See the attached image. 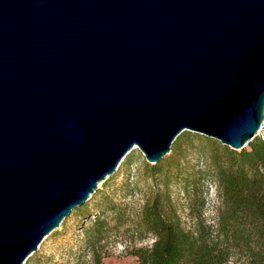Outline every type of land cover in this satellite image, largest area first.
I'll use <instances>...</instances> for the list:
<instances>
[{
  "label": "water",
  "instance_id": "obj_1",
  "mask_svg": "<svg viewBox=\"0 0 264 264\" xmlns=\"http://www.w3.org/2000/svg\"><path fill=\"white\" fill-rule=\"evenodd\" d=\"M264 117V0H0V264H23L136 145L240 150Z\"/></svg>",
  "mask_w": 264,
  "mask_h": 264
},
{
  "label": "trees",
  "instance_id": "obj_2",
  "mask_svg": "<svg viewBox=\"0 0 264 264\" xmlns=\"http://www.w3.org/2000/svg\"><path fill=\"white\" fill-rule=\"evenodd\" d=\"M144 167L151 195L135 215L114 198L101 200L83 227L77 263L102 264L107 243L120 241L130 243L126 252L135 264H264V139L256 135L235 150L184 130L168 155ZM205 180L214 182L220 198L210 222L201 214ZM173 187L187 198L191 227L183 223ZM149 236L151 243L138 244Z\"/></svg>",
  "mask_w": 264,
  "mask_h": 264
},
{
  "label": "rangeland",
  "instance_id": "obj_3",
  "mask_svg": "<svg viewBox=\"0 0 264 264\" xmlns=\"http://www.w3.org/2000/svg\"><path fill=\"white\" fill-rule=\"evenodd\" d=\"M262 125L264 126V117ZM145 163L148 162L143 153L138 147L133 146L124 156L116 171L99 182L96 191L84 202V205L74 208L59 227L41 241L39 247L27 257V262L24 261L23 264H79L75 261L79 250V238L83 236L84 228L90 225L95 217L101 200L107 197L114 198L119 203L126 205L128 210L135 215L145 199L151 195L154 188L144 167ZM177 189V187H173V199L180 208L184 225L191 227L194 218L187 210V198ZM202 190L204 206L201 209V214L206 221L210 222L215 216L220 198L217 188L211 180L203 182ZM151 242L152 237L149 236L138 244L146 245ZM129 244V242L120 241L108 242L105 247L108 254L103 258L102 264H135L136 258L126 252V245ZM85 258L88 259L89 255H86Z\"/></svg>",
  "mask_w": 264,
  "mask_h": 264
},
{
  "label": "built area",
  "instance_id": "obj_4",
  "mask_svg": "<svg viewBox=\"0 0 264 264\" xmlns=\"http://www.w3.org/2000/svg\"><path fill=\"white\" fill-rule=\"evenodd\" d=\"M258 135L264 139V126L261 124L260 129L258 130Z\"/></svg>",
  "mask_w": 264,
  "mask_h": 264
},
{
  "label": "bare ground",
  "instance_id": "obj_5",
  "mask_svg": "<svg viewBox=\"0 0 264 264\" xmlns=\"http://www.w3.org/2000/svg\"><path fill=\"white\" fill-rule=\"evenodd\" d=\"M135 147H137L136 145H134Z\"/></svg>",
  "mask_w": 264,
  "mask_h": 264
}]
</instances>
